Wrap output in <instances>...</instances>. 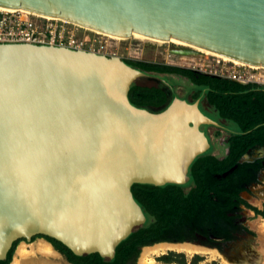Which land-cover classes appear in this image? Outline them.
I'll use <instances>...</instances> for the list:
<instances>
[{"label":"water","instance_id":"1","mask_svg":"<svg viewBox=\"0 0 264 264\" xmlns=\"http://www.w3.org/2000/svg\"><path fill=\"white\" fill-rule=\"evenodd\" d=\"M0 7L115 37L178 40L264 67V0H0ZM145 76L118 57L0 44V261L12 243L36 236L74 256L110 260L145 222L130 187L188 182L189 165L210 148L200 127L217 123L198 100L175 95L159 112L132 106L129 87Z\"/></svg>","mask_w":264,"mask_h":264},{"label":"trees","instance_id":"2","mask_svg":"<svg viewBox=\"0 0 264 264\" xmlns=\"http://www.w3.org/2000/svg\"><path fill=\"white\" fill-rule=\"evenodd\" d=\"M127 66L146 74L176 75L186 78L194 87L185 101L199 100V110L215 121L223 119L234 128L226 138V154L212 155V145L197 156L187 170L188 182L183 185L166 184L151 186L133 184L130 187L133 200L140 207L145 222L134 229L115 247L110 260L97 254L72 255L55 240L42 238L69 264H131L139 248L158 243L197 242L203 238L204 246H213L216 240L228 242L237 234H250L240 222L242 208L258 212L240 197L246 186L255 183L256 173L262 168L261 160L240 162L241 157L255 146H264V87L240 85L229 80H219L197 75L188 69L129 62ZM173 96L165 85L140 86L132 83L127 92L129 103L150 112L163 110ZM204 103L207 112L202 108ZM151 109H158L152 111ZM204 126L200 128H209ZM18 241L12 243L6 258L0 264H10L11 254ZM15 250V249H14ZM167 255H177L169 252ZM182 264V262H179ZM194 263V261H192Z\"/></svg>","mask_w":264,"mask_h":264},{"label":"rangeland","instance_id":"3","mask_svg":"<svg viewBox=\"0 0 264 264\" xmlns=\"http://www.w3.org/2000/svg\"><path fill=\"white\" fill-rule=\"evenodd\" d=\"M75 36L80 39H85L87 42L86 47H89L90 43L92 44V46H90L92 50L87 49L85 52L103 55L106 57H118L129 62L161 64L182 69L190 68V66L195 64H204L209 67L215 63V58H205L200 54L196 56H184L177 54L176 51L186 48L178 47L167 42L157 44L156 42L141 41L131 38L125 40H113L82 29H77V31H75ZM146 76L147 77L137 78L133 83L147 86H158L159 84L164 85L163 83H165L170 86V90L173 95L183 100L189 98V95L194 88L186 78L180 76L154 74H146ZM151 110L157 111L158 109ZM229 126L231 127L230 124ZM207 130L209 131L210 142L213 147L212 155L217 158L223 157L226 153V136L222 133L218 136L214 135L215 131L211 128H208ZM258 158H264V149L251 150L244 155L241 160L251 161ZM240 196L249 206L256 209L264 216V170L258 173L256 182L249 185L246 190L240 194ZM239 215V222L247 230H249V232H251L250 234H237L233 240L228 242L216 240L213 246L206 247L216 250L232 264H264V245L261 244L255 228L257 225L264 223L262 215H257L252 210L245 208L240 210ZM196 239L198 240L196 242L198 244L205 241L201 237H197ZM35 241L44 240L32 237L28 243H33ZM19 243L20 242H17L14 247L15 250L13 249L10 263L15 256ZM141 249L139 248L137 257L131 264H138ZM155 260L164 264H180L179 262H182V264H219L215 260L203 262V259L197 255L192 256L191 258H186L183 255L180 257L177 255L172 256L165 254L163 256L156 257ZM192 261H194V263H192ZM54 262L58 264H68V262L58 253L55 255Z\"/></svg>","mask_w":264,"mask_h":264},{"label":"built area","instance_id":"4","mask_svg":"<svg viewBox=\"0 0 264 264\" xmlns=\"http://www.w3.org/2000/svg\"><path fill=\"white\" fill-rule=\"evenodd\" d=\"M77 29L80 30L61 19L44 17L18 9L0 8V44L54 46L74 51L91 49V43L89 47H86L85 39L75 36ZM214 62V65L209 67L204 64H195L187 69L198 74L225 78L241 85L264 87V70L235 68L218 59Z\"/></svg>","mask_w":264,"mask_h":264},{"label":"bare ground","instance_id":"5","mask_svg":"<svg viewBox=\"0 0 264 264\" xmlns=\"http://www.w3.org/2000/svg\"><path fill=\"white\" fill-rule=\"evenodd\" d=\"M2 9H6V8H2ZM8 10H11V9H8ZM22 11H26V10H22ZM73 25L85 31H88V32H91L97 35H101L102 37H106V38L113 39V40L115 39L125 40L128 38H131V39L141 40V41H150L142 37H139L133 33L127 38L115 37L112 35H108V34H104V33H100V32L88 29L83 26H79L77 24H73ZM150 42H156L157 44L164 43V42H157V41H150ZM167 43H171L178 47H183V48L193 50L197 52V54L203 55L205 58L211 57V58L218 59L219 61L229 64L235 68L236 67L237 68L246 67L250 70H259V69L264 70V67L262 66L246 65L241 62H237L235 60L226 58L224 56L209 52L207 50L180 42L178 40L171 39L170 41H167ZM255 228H256V232L258 234L259 240L261 241V244L264 245V223L257 225ZM200 245L196 242H193V243L192 242H183V243H167L166 242V243H158L150 247L146 246L141 249V252L138 258V264H164V263L156 261L155 258L158 256H163L165 254L167 255L169 252L182 254L186 258H191L192 256L197 255L203 259V262L215 260L219 264H232L224 256L218 253L216 250L212 248L200 246ZM55 255H56L55 250L52 249L46 241H35L33 243H28V244H26L25 242L23 243L20 242L19 246L16 249L15 256L10 264H58L54 262Z\"/></svg>","mask_w":264,"mask_h":264},{"label":"flooded vegetation","instance_id":"6","mask_svg":"<svg viewBox=\"0 0 264 264\" xmlns=\"http://www.w3.org/2000/svg\"><path fill=\"white\" fill-rule=\"evenodd\" d=\"M195 73V72H194ZM145 75H146V73H144ZM196 74V76L197 75H201V76H205V77H211V78H214V79H219V80H227V79H225V78H219V77H215V76H208V75H203V74H198V73H195ZM145 77H147V76H145ZM230 81V80H229ZM233 82V81H232ZM238 84V83H237ZM241 85V84H240ZM140 86H147V85H140ZM243 86H245V85H243ZM257 86V85H256ZM257 87H259L260 88V86H257ZM262 88V87H261ZM198 104H199V100H198ZM202 104V108L204 109V111L205 112H207L208 110H207V108H206V106H203V105H205L204 103H201ZM214 117H215V122L217 123V126L216 127H209V128H211V129H213L214 131H215V133H214V135H216V136H218L220 133H222V134H224L225 136H226V138H227V134H228V132L229 131H232L233 130V126L230 124V123H227L225 120H223V119H219V118H216V113L214 112ZM229 124L231 125V127L229 126ZM204 126H202V127H200V128H203ZM208 129V128H207ZM206 128H204L203 130H201L203 133H204V135L206 136V138H207V140L209 141V143H210V145H211V142H210V135H209V131L207 130ZM254 149H264V146H255V147H253V148H251V149H249L244 155H246L249 151H251V150H254ZM227 151V150H226ZM226 154V153H225ZM243 155V156H244ZM242 156V157H243ZM241 157V158H242ZM255 160H261V162H260V164H261V166H262V168L260 169V170H258L257 171V173H256V179H257V175H258V173L259 172H261V171H263L264 170V165H263V163H264V158H258V159H255ZM255 160H251V161H242L241 159H240V162H253V161H255ZM256 179H255V182H256ZM251 184H254V183H251ZM251 184H249V185H251ZM249 185H247L246 186V188L249 186ZM246 190V189H245ZM244 192V191H243ZM243 192H241L240 194H242ZM241 197V196H240ZM33 238H40V237H33ZM42 239V238H41ZM18 242H24L23 240H19ZM69 264V263H68Z\"/></svg>","mask_w":264,"mask_h":264}]
</instances>
